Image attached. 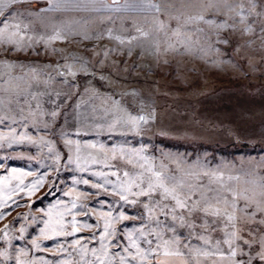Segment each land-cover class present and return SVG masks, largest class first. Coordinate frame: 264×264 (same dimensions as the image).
Listing matches in <instances>:
<instances>
[{"label": "rangeland", "instance_id": "rangeland-1", "mask_svg": "<svg viewBox=\"0 0 264 264\" xmlns=\"http://www.w3.org/2000/svg\"><path fill=\"white\" fill-rule=\"evenodd\" d=\"M0 3L6 5L0 8V201L7 208L0 216V264H82V255L83 264L95 261L101 212L125 213L111 225L114 264L128 245V230L142 248L149 247L146 240L160 248L143 264L165 255L164 240L171 241L169 251L213 263L214 255L193 258L190 249L211 252L220 240L228 251L226 218L200 210L217 193L233 199L226 189L247 205L236 242L244 254L238 250L236 257L255 263L264 237V211L256 203L264 200V0ZM141 115L139 129L130 131V118ZM77 140L82 159L100 152L85 144L91 141L109 150L107 163L82 169L69 162ZM149 165L182 182L187 208L174 207L171 198L160 201L158 189L149 194L156 213L149 216V195L121 200L106 190L117 180L112 173L122 182L125 171L130 177L143 172L137 181L147 187ZM193 202L199 207L189 212ZM73 210L75 233L68 224L63 233L41 235L45 220L71 221Z\"/></svg>", "mask_w": 264, "mask_h": 264}, {"label": "snow or ice", "instance_id": "snow-or-ice-1", "mask_svg": "<svg viewBox=\"0 0 264 264\" xmlns=\"http://www.w3.org/2000/svg\"><path fill=\"white\" fill-rule=\"evenodd\" d=\"M6 5L3 3H0V8L5 7ZM196 19H203L202 16L196 17ZM211 23V21H209ZM4 29H0V33H3ZM21 36L24 35V33H20ZM141 35H144V33H141ZM60 39H63V37H58ZM9 39H12V34H9ZM117 39H121V37H117ZM126 39L131 40L132 37H126ZM18 43V42H17ZM71 70V69H70ZM144 116L137 117H131L130 123L131 128L130 131H137L139 129V123L138 120H144ZM110 128L112 126H109ZM81 129L77 128L76 131L79 132ZM69 146L73 143V141L69 140L67 141ZM76 144V155L73 157L72 155V149L69 147V156L68 161L69 162H75L76 166L78 168H86L89 164L92 163H107L109 160L108 151L107 149H104L103 145L99 144H93L91 141H85V144L92 145L93 148L100 149V152H97L95 154L88 153L86 157L83 159L81 158V147H80V141H75ZM112 155L115 156L117 152V145H113L111 150ZM136 154L139 155V150H135ZM121 156L124 155L123 149L120 150ZM141 159L145 160V157H140ZM55 159L59 160V156H57ZM132 162V161H130ZM144 165L141 164V168H143ZM147 171L151 173V176L148 177V184L147 187H144L141 183L137 181V177H139L141 180L144 178L143 172H137L134 176H129V173L125 171L123 173L124 180L121 182L120 178L118 176L117 172H113V175H117L116 181L107 182L110 183L112 186L107 187L106 190L109 192H116L117 195H119L121 200H127L129 198V195L133 196H141L149 195L151 193H155L158 189L160 192V201H163L165 198H171L172 201H174V207L178 208H187L188 205V197L183 192V185L181 181H178L175 179V177H169L164 175L161 171H154L152 166L149 165L147 168ZM98 176H103V173L96 172L95 173ZM4 177H0V181H2ZM75 179V178H74ZM85 184L92 183L91 181L85 180ZM93 187H100L105 188V184L97 185L93 183ZM191 191V190H190ZM225 191H230L232 194L233 199L229 200L226 196L220 197L219 193L216 194L218 197L215 199L214 202H208L205 203L203 209H200L201 211L205 213L211 212L213 216H223L226 218L228 223L221 224V227L224 228L223 232V244H226L228 246V251H222L221 250V241L217 240L214 244H212V251L210 252L207 248H192L190 249L191 256L193 258H199L202 256H216L219 257L220 260L214 262V264H243V261L236 258L237 251L239 250L241 255L244 254L243 249L240 248V246L236 243L238 239H241L239 236V230H238V222H239V213L244 212V209L247 207V205H239L237 203V200L235 197L238 195L235 191H232L231 189H226ZM25 194H30L29 192H26ZM71 194V193H70ZM77 196H80L81 194L79 191L76 193ZM151 199L152 197L149 195V202H146L144 205L145 211L148 213L149 216L156 214L154 211V208L151 206ZM160 201H157V206L160 205ZM135 203V201H132ZM78 201L76 199L72 200L70 202L71 207L74 209L76 207V204ZM257 210L264 211V200L257 201ZM51 207V206H50ZM199 207L197 202H193V208L189 209V212H191L193 209H197ZM0 216L5 215L7 213V208H5L3 201H0ZM163 214L167 215V205L163 206ZM252 213H245V215H251ZM72 220L66 221L63 219H57L55 223H53L50 219L44 221V227L41 229V235H52L55 236L58 233H63L65 231V226L70 224L71 225V231L75 233L78 230L77 227V220H76V213L73 210L71 212ZM101 215L104 217V229L103 231H100L99 235L101 238V247L100 249L92 248L91 251L94 255L97 256V259L95 261H88L87 264H114V257H111L108 248L111 247V244L108 243L112 240L113 235L116 232L115 228H112L111 225L113 222L117 219H122L125 215L124 212H120L118 214H113L111 212H101ZM49 216H51V212H49ZM175 219V217H173ZM181 221H184V216L180 217ZM157 223H159L157 221ZM205 224H207V221H205ZM87 227H91V225H84ZM194 226V221L189 224V227ZM140 235H146V233L143 231V225L140 226ZM23 231V229H21ZM134 230H128L126 233L127 239H128V245L125 246V248L122 250L121 254L120 252L116 253L117 256L120 257V264H143V262L148 259V253L149 252H159L160 248H152L151 247V241L146 240L145 243L149 245L147 248H142L141 245L137 242V238H134L133 236ZM153 232H156L157 235H160L159 229L154 227L152 229ZM169 231H172V229H169ZM93 238H95L93 236ZM178 239V237H177ZM201 240H204L206 243H210V239L206 237L203 233L200 236ZM246 243L249 241H245ZM73 244H76L77 241L73 240ZM157 243L160 244V241L157 240ZM171 241L164 240L161 244V247L164 249V253L166 256H183V253L179 252L178 250L169 251V244ZM33 245L38 246V242L35 238H33ZM134 249V250H133ZM259 255L262 262H264V237H262L261 240V246H260V252L257 253ZM125 257H131V260L125 259ZM81 261L83 264L84 257L81 256ZM17 264H20L19 260ZM58 264H62V262H58ZM157 264H167V262L158 261ZM181 264H188L187 261H182ZM196 264H200L199 259H196ZM248 264H251V261L249 260Z\"/></svg>", "mask_w": 264, "mask_h": 264}, {"label": "crops", "instance_id": "crops-1", "mask_svg": "<svg viewBox=\"0 0 264 264\" xmlns=\"http://www.w3.org/2000/svg\"><path fill=\"white\" fill-rule=\"evenodd\" d=\"M46 1V0H45ZM119 2L120 0H110V2ZM215 258V261H219L220 258L219 257H216L214 256ZM237 258V257H236ZM256 258V261L255 263H252L251 261V264H264V262L261 261L260 257H255ZM239 259V258H237ZM158 261H162V262H167V264H181L182 261H187L188 264H196V260L193 261L191 259V257H187L183 254V256H166V255H160L156 258V264ZM200 264H214L213 263H210L209 262V259H200ZM243 261V264H248L247 260H242Z\"/></svg>", "mask_w": 264, "mask_h": 264}]
</instances>
